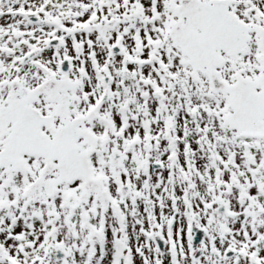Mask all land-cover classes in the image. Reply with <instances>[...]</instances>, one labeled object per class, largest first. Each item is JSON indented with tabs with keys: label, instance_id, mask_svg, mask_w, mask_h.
I'll use <instances>...</instances> for the list:
<instances>
[{
	"label": "snow or ice",
	"instance_id": "obj_1",
	"mask_svg": "<svg viewBox=\"0 0 264 264\" xmlns=\"http://www.w3.org/2000/svg\"><path fill=\"white\" fill-rule=\"evenodd\" d=\"M0 264H264V0H0Z\"/></svg>",
	"mask_w": 264,
	"mask_h": 264
}]
</instances>
